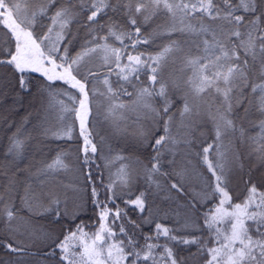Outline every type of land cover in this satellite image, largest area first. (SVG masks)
Returning a JSON list of instances; mask_svg holds the SVG:
<instances>
[{
	"label": "snow or ice",
	"instance_id": "6c2138e0",
	"mask_svg": "<svg viewBox=\"0 0 264 264\" xmlns=\"http://www.w3.org/2000/svg\"><path fill=\"white\" fill-rule=\"evenodd\" d=\"M32 2L33 0H0V25L8 30L5 33L7 42L10 44L13 38L15 40V51L3 49L9 58L0 59V65L12 66L19 73L21 91L30 90V81L24 75L29 71L41 73L47 81H63L71 88L78 89L82 97L79 108H70L63 100H57L56 103L61 106L62 112L75 111L84 143L86 146L91 145V152L95 154L97 148L92 144L86 127L89 105L86 84L90 77L95 78L98 74L89 69L87 75L83 76L84 82L77 77L81 74L82 64L99 55L102 60L100 66L107 68L103 80L107 85V92L101 93L106 95L109 102L107 117L119 125L121 121L128 120L126 113L131 111L138 123L143 121L139 123L136 133L137 139L142 143L150 141L155 129L163 122V134L155 138L152 144L156 153L151 158L154 162L150 168L144 165L150 182L155 174L160 173L164 151L175 155L181 144H191V133L198 124L197 117L201 115L202 108L197 101L206 94H212L219 101L214 109L212 105L207 106L215 141L203 148V162L213 179L205 182L200 192L193 193L187 204L179 206L185 209L183 215L179 211L176 213L183 220L180 228H167L157 223L154 235L145 236L143 245L128 234L124 225L120 226L118 233L113 231L115 222L122 215L120 208L113 213L108 207V202H114L118 197L115 191L117 181L104 187L107 202H102L99 199L101 191L95 186V181H92L90 172L88 181L93 184L91 200L93 206L99 209V227L95 232L85 231L88 225L83 221L76 223L87 211L86 201L78 196L69 198L65 194L61 197L45 191L43 182L35 186L25 185L23 194L20 195V208L15 206L14 197L5 204L4 193L0 192V217H6L10 231H19V226L11 228V222L19 220L34 242L50 247L51 250L44 253V260L51 257L56 260V264H187V258H178L170 244L195 246L197 251L191 253V258L199 257L204 264H264V191L251 183L244 200L232 203L233 197L228 189L230 169L227 166L226 151L220 150L226 136L235 137L238 133L239 139L246 138L242 121L253 110L260 117L254 122V126L259 128L261 137L264 138V0H40L36 8L31 7ZM53 8L55 11L48 16ZM109 11L127 17L129 27L135 31L129 30L111 16L100 22V17L108 16ZM161 13L167 15L168 22L158 26L157 35L180 32L199 38L198 43L196 40L193 43L201 54L185 57V67L190 68L192 74L182 83L165 79L161 72L162 61L168 54L180 50L178 41H170L155 55L145 56L142 52L134 55L129 51V48L136 50L141 43H149V37L141 40L137 17L142 15L147 22ZM85 14L86 20L83 19ZM44 16H48L51 23L43 35H38L34 31L35 25L38 18ZM193 20L197 23H193ZM73 24L84 27L89 39L84 41L80 52L70 56L71 41H64L71 33ZM102 31L106 34L99 35ZM110 38L118 41L121 46L109 44ZM126 41H130V44ZM114 69L117 83L120 84L117 89L113 88L108 78ZM148 72L149 83L140 84L141 73ZM124 84L131 85L134 91L128 92ZM177 91L182 93L180 98L183 105L173 112V97ZM44 92L48 94L44 110L48 111L54 106L52 101L61 93L53 92L50 84L41 86V93ZM62 94L75 103V96L67 91ZM92 95H96L95 89L92 90ZM121 96L134 99L131 103L118 102ZM156 98H159V105ZM241 107L244 109L243 114L237 118L236 109ZM39 126L43 127V122ZM49 131L50 129L44 128L43 134L47 135ZM71 134V125L66 130L55 133L57 136L67 135L68 138H71ZM19 137L18 128L9 137L8 147L3 153L8 166L16 168L13 177L17 172L23 171L19 164L24 159L26 142L31 139ZM214 147L217 149L215 163L209 159L210 150ZM84 151L87 154L88 148L85 147ZM256 152L257 159L264 163V144ZM62 157V153L58 154L51 163L37 168L34 175L48 176L58 169L66 168ZM117 159L130 161L129 164L122 165L117 173L119 183L126 186L132 179V163L139 164L140 161H132L129 157ZM85 163H89L87 155ZM3 167L4 162H0V169ZM175 175L182 176L183 173ZM15 183L14 179L10 180L9 189ZM157 187L159 188L158 183ZM171 188L183 190L179 183H173ZM73 191L80 190L74 188ZM217 198L218 203L206 211H199ZM131 203L144 211L145 193L142 192ZM20 212H27L28 215L20 216ZM52 214L55 216L54 222L63 219L68 223L63 239L45 226L32 223L34 217ZM150 217L145 219V223L152 222ZM72 224H75V228L71 227ZM204 231L208 232L207 237L196 235L197 232ZM178 232L187 235L173 234ZM161 236L165 238L163 244L151 242L159 241ZM8 241H0V245L11 252H25L27 246H21L12 236L8 237ZM39 252L40 249H37L32 255ZM39 264H44V261Z\"/></svg>",
	"mask_w": 264,
	"mask_h": 264
},
{
	"label": "trees",
	"instance_id": "16d2710c",
	"mask_svg": "<svg viewBox=\"0 0 264 264\" xmlns=\"http://www.w3.org/2000/svg\"><path fill=\"white\" fill-rule=\"evenodd\" d=\"M40 2L34 4L39 6ZM59 5H57L58 7ZM55 11V8L51 9L48 13V16ZM86 15L84 20H86ZM48 16L38 18L35 25V33L38 35H43L47 31V26L51 23ZM109 16L114 20H117L119 23L124 25L126 28H129L131 31H135L134 28H130L128 25L127 17L114 14L109 11L108 16L100 17V22L106 21ZM138 25L141 28V40L145 37H149V43H141L138 45L136 50L129 48V51H132V54L144 53L145 56L151 54L155 55L160 52L170 41L175 40L179 42V51H173L168 54V56L162 61L161 72L165 79L172 81L183 82L192 74L190 68H186L184 64L185 57L188 55H199L201 53L197 52L196 44L193 43V40L199 42V38L191 37L188 34H182L180 32H174L169 34L157 35L158 26L164 25L168 22V17L165 13H161L151 20L145 22L143 16H138ZM207 23V20L205 21ZM193 23H197L196 20H193ZM73 34L67 37L64 43L71 41L69 44V55L75 56L78 52L81 51V47L84 44V41L89 39L86 35V29L81 27L80 24L71 25ZM7 29L0 25V59L9 58L4 52L3 49L8 48L11 51H15V40L12 39V42L9 44L7 42ZM106 32H99V35H105ZM150 34H152L150 36ZM102 42V41H101ZM109 44H112L114 47H120L118 41L114 39H109ZM130 44V41H126ZM63 49L61 48V52ZM126 61V57L124 58ZM100 63L95 68H90L93 72L98 75L95 78L90 77L89 81L86 84L87 89L90 87V82L96 78H103L107 74V68L99 66ZM114 67V66H113ZM115 69L112 75H110L109 81L112 84L114 89L120 87V84L117 83V76L115 75ZM87 71L80 74L77 78L83 81V76L87 75ZM141 73L140 84H147L148 75ZM30 81V90L21 91L19 89V73H16L12 66L0 65V80L1 84H5L4 88L7 87V84L10 85V98L7 100L4 99L0 101V160L4 162V167L0 169V192L4 193V203L7 204L14 197V204L17 208H20L21 201L20 195L23 194L25 185L32 184L33 186L41 184L43 182L44 190L51 191L53 193L59 194L63 197V193L60 188L65 184L64 188L68 192V183H72V189H79V192H74L73 196H78L82 201L87 203V211L85 214L80 216V219L76 223L83 221L88 227L86 229L91 232H95L99 227L98 212L99 209L95 208L91 200V189L93 184L88 181L89 172L91 173L92 181H95V186L101 191L99 197L100 201L107 202V194L104 192V187L111 183L108 170L106 168L105 160L100 156V151L103 149V146L100 144L103 142L101 140L100 134H105V142H108L109 149L111 151L117 150L118 157H129L131 159L139 160L143 173L139 176L138 181L135 184H130L127 188L120 191V189L115 186V191L118 193V197L114 202H108V207L112 210L113 213L116 212L117 208L122 210L121 218L115 222L113 231L119 232L121 225H124L127 229L129 235L133 236V239H137L141 245L145 243V236L154 235L155 226L157 223H160L163 227L167 228H180L183 220L178 218L176 213L179 211L182 215L185 212V209L179 206L187 204L191 198L192 194L195 192H200L205 182L213 179L211 173L208 171L207 165L203 162V148L207 147L209 144H213L215 141V135L213 130V123L210 117L207 114V106L212 105L213 109L219 103V101L212 95L206 94L197 101V103L202 105L201 115L197 117L198 124L191 133V144L179 146L178 155L182 156L181 161L169 162L167 159V152H163L161 157V168L160 173H157L153 176V181L150 182L145 174L144 165H147L149 168L154 162L151 158L156 154L153 151L152 144L155 142V138L163 134V122L161 121L160 126L155 129L153 137L150 141L140 142L137 139L136 128L132 129L129 126H136V118H133L134 123H127L122 127H116L117 130H120V136L118 141H115L117 137L112 135V132H108L106 125L100 124L99 122L93 128L92 120L86 122V127L89 133V138L92 144L96 145L97 152L93 154L91 152V145L86 146L84 143V138L81 136L80 126H77L72 130L71 138H68L67 135L56 136L51 134L54 128L57 126L56 121L51 123L48 129L50 131L47 135H44V128L40 127L38 122L40 119L44 118V102L47 97V92L41 93L42 85H52V91L54 92L57 87L61 88L64 86H69L63 81H47L41 73L37 72H26L24 74ZM4 82H2L3 80ZM123 83V82H121ZM134 83H136L134 81ZM124 87L128 92H133L134 89L131 85L124 84ZM72 93V92H71ZM76 93V92H75ZM73 96L78 97L79 93ZM182 95L181 92L177 91L174 94V106L172 108L173 112H176L177 109L181 108L183 105V100L180 98ZM68 98V97H67ZM134 97L129 98L127 96H121L120 101L124 103H131V100ZM69 100V98H68ZM156 103L159 105V98H156ZM15 104V106L10 109V106ZM77 103H70V108H78ZM79 106V105H78ZM35 111V114L31 116L29 113ZM243 107L236 109L237 118L243 114ZM129 113V112H128ZM130 115L129 117H131ZM3 117V118H2ZM128 117V118H129ZM77 118L75 111L70 112V124L72 121ZM260 117L253 110L249 117L242 121V126L246 130V138L244 140L239 139V134L237 133L235 137L226 136L223 140V148L221 151H226L227 166L230 169L228 176V189L230 195L233 197L232 203H240L248 194V188L251 183H255L257 188L260 191H264V163L260 162L257 159L256 150L264 144V138L261 137L259 128L254 126V122L258 121ZM179 116L177 113V121ZM249 121L253 123L250 124ZM239 122V121H238ZM134 124V125H133ZM150 127V125L148 126ZM20 129L21 139L31 137L28 139L25 145V153L23 162L19 164V168L23 171L17 172L13 177L7 169L10 168L7 162L4 160L3 153L6 151L9 144V137L13 133L17 132V129ZM175 132V127L173 128ZM110 135H109V134ZM252 138V139H248ZM40 143L41 151L36 152L33 149L34 142ZM85 147L88 148L87 154L85 153ZM44 149V150H43ZM35 151V152H34ZM163 151V150H162ZM63 154V161L67 165L66 168H61L56 170L53 174L48 176H39L35 174L37 168L41 167L43 164L51 163L58 154ZM209 159L214 163L217 158V149L214 147L210 150ZM72 154V155H71ZM110 154V151H109ZM87 155L89 163H85V157ZM117 157V158H118ZM169 158V156H168ZM70 160V161H68ZM177 160V159H176ZM127 159H116L115 164L124 165L129 164ZM183 169V170H182ZM175 173H183L185 176H177ZM190 175H192V180H190ZM188 176V177H187ZM15 180V185L13 188L9 189L10 180ZM161 183L159 186L160 191H154V185L156 183ZM173 183H179L182 185V191H177L172 189L171 185ZM58 185V187L56 185ZM193 185V186H192ZM117 187V189H116ZM197 189V190H196ZM145 193L146 196V207L144 211H141L135 205L131 203L134 201L137 196L141 193ZM217 200H213L210 203L204 205L200 208L199 211H206L208 208H211L214 204L218 203ZM151 213V217H150ZM20 216L26 217L27 212H20ZM151 218V223H145L146 218ZM55 221L54 214L48 215L45 217H34L32 223L34 225H43L49 231H52L54 234H58L60 239H63V234L68 229V223L61 219L58 222ZM134 222V223H132ZM200 223L203 221L201 219ZM19 226L18 232H12L9 229V225L6 221V217H0V241L8 243V237L12 236L16 241L20 242L21 246H27L24 253H15L9 251L6 247L0 245V264H39L40 261H44V264H56V260L49 257L47 260H44V253L50 251V247H45L40 244L38 241H33L25 228L22 226L19 220H14L11 222V228L15 229ZM72 228H75V224L71 225ZM175 235H187L184 232L173 233ZM196 235L208 236V232L204 231L203 233L197 232ZM123 239V237H119ZM152 243H161L165 242L163 236L160 237L159 241H151ZM170 247H173L174 252L178 258H187V264H204L203 260L199 257L191 258V253L197 251L195 246H185L182 244H170ZM37 249H40V252L36 255ZM159 251H162L159 250ZM159 254V252L157 253ZM57 259L59 257V252H57Z\"/></svg>",
	"mask_w": 264,
	"mask_h": 264
},
{
	"label": "rangeland",
	"instance_id": "374dc122",
	"mask_svg": "<svg viewBox=\"0 0 264 264\" xmlns=\"http://www.w3.org/2000/svg\"><path fill=\"white\" fill-rule=\"evenodd\" d=\"M40 2V0H33L31 7L32 8H36L37 5L34 4L36 2ZM72 27H71V33L67 36L69 37L70 35L73 34L72 31ZM67 39V38H66ZM15 48V47H14ZM100 63V65L102 64V60L100 58L99 55L97 56H93L91 58H89L86 62H84L80 68V73L83 74V72L89 70L90 68H95L98 64ZM99 65V66H100ZM105 77L103 78H96L93 81L90 82V87H88V91H89V105H88V120L90 121L92 120V123H90L91 125L94 126L96 125L97 122H99L100 124H104L106 125V128L108 129V132H112V135H114V137H117L116 139H114L115 141H118V137L120 136V130H117L116 127H122L123 124L125 125V121H121L119 123V125H117L116 123L113 122V120L110 117H107V108H108V100L106 95H101V93H106L107 92V85H105L103 83ZM1 79V78H0ZM3 80V79H2ZM5 80H3L2 82H4ZM3 86H5V84H3ZM1 84V80H0V101H3L4 99H8L10 98V85L7 84V87H3ZM56 88L54 92H60L61 95L56 96L55 100L52 101V103L54 104L53 107H51L48 111L44 110V118L40 119L41 121L38 122L39 125H41V123L43 122V125H46L45 127H49L51 125V123H54V121H56L57 126L54 128L55 130H53V132L51 134L55 135V133L61 132V130H66L68 125L72 126V130L74 128H76L77 126H80V121L78 118H75L72 122L73 123H69L70 121V112H62L61 111V106L56 103L57 100H63L64 104L69 106L70 103H73V101H71L70 99L68 100V96L63 95L62 93L64 91L69 92L71 95H74L73 93L77 94L79 93L78 89L75 88H71L70 85L69 86H64L61 88L54 87ZM95 89L96 90V95L93 96L92 95V90ZM72 92V93H71ZM78 95V94H77ZM76 97V96H75ZM81 95L79 93L78 97L76 98L75 102L79 105V100L81 99ZM8 101V100H7ZM48 103V95L46 97V100L44 102V109L45 106ZM77 105V107L79 108V106ZM15 106V104L10 106V109H12ZM31 116H33L35 114V111H31L29 113ZM126 115L129 117L130 115H132L131 117L128 118V122L127 123H134L133 118L135 117L134 114L131 113V111H129V113L127 112ZM63 117V118H62ZM133 117V118H132ZM3 118V117H2ZM137 123L136 126H129L132 129L139 127V123H143V121L141 122H135ZM134 125V124H133ZM146 127H148L149 125H145ZM133 132V131H132ZM108 133V134H109ZM137 133V132H136ZM101 135V140L103 141L100 145L103 146V149H101L100 151V156L105 160L106 162V168L108 170L109 176H110V180L112 181H117L116 186L121 190L127 188L130 184H135L136 181H138L139 176L143 173V170L141 168L140 164H136V163H132V179L130 181L129 184H127L126 186L121 185L118 181L117 178V173L119 171V169L122 167V165H124V163L122 164H115V161L118 157L119 154H117V150H113L111 151V147L109 149L108 146V142H105L104 140L106 139L105 134H100ZM110 135V134H109ZM57 136V135H56ZM63 136V135H62ZM34 142V141H33ZM40 143H38L37 141L34 142L33 145V149H35L36 152H42ZM44 150V149H43ZM34 151V152H35ZM110 151V154H109ZM167 152V159L169 162H177V161H181L182 160V156L178 155L179 149L176 151V154L173 155L171 152L169 151H165ZM72 155V154H71ZM169 156V158H168ZM177 159V160H176ZM132 161H134L133 159H131ZM70 161V160H68ZM1 162V160H0ZM9 171V173H11L13 175L15 171V169H7ZM183 170V169H182ZM185 176V175H183ZM188 177V176H187ZM192 178V175H190V180ZM158 183V182H157ZM157 183L154 185V191H160V187H157ZM159 184V183H158ZM161 184V183H160ZM159 184V186H161ZM56 185V184H55ZM58 187V185H56ZM72 183H68L67 187H68V192H66V190L64 188L65 184L63 186H61L60 190L63 193V195H67L69 198H72L74 193L72 192L73 190H71L72 187ZM193 186V185H192ZM116 187V189H117ZM59 188V187H58ZM118 190V189H117ZM197 190V189H196ZM183 223V222H182ZM85 231L87 232H91L90 230L85 228Z\"/></svg>",
	"mask_w": 264,
	"mask_h": 264
}]
</instances>
